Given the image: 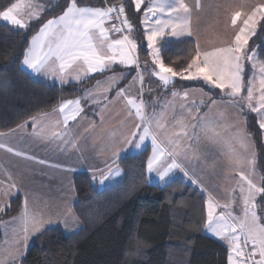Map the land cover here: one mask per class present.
Wrapping results in <instances>:
<instances>
[{"label": "snow or ice", "instance_id": "snow-or-ice-1", "mask_svg": "<svg viewBox=\"0 0 264 264\" xmlns=\"http://www.w3.org/2000/svg\"><path fill=\"white\" fill-rule=\"evenodd\" d=\"M129 2L135 12H141L142 6L145 9L142 13L145 49L154 66L150 74L165 89L174 84L177 77L186 81H200L210 89L220 90L221 96L229 99L231 106L239 111L242 112L247 107L249 112L255 113L259 128L264 130V63H258L256 49L248 48L249 40L256 36L258 26L264 27L261 24L264 22V4L256 5L249 11L239 10L245 7L243 4L234 8L228 17L234 33L233 38L221 46L202 48L200 38L192 27L194 10L200 8L199 0H194L192 6L185 0H150L147 4L145 0ZM43 11L44 6L36 0H13L6 8L0 9V20L13 28L23 30L31 22L39 20ZM113 20L117 22L112 23ZM106 23L109 27H105ZM133 31L134 27L128 19L123 2L91 7L80 6L78 0H66L62 14L47 19L38 27L37 34L31 37L22 63L33 74L54 77L61 84L72 80L79 82L90 74L114 72L113 66L117 65L135 70L137 75L133 79L141 86L138 97L129 96L125 88H116L124 77L114 74L104 83L98 81L84 98L91 103L109 101L107 94L115 88L114 99L124 102L127 115L135 121L132 128L121 137L122 145L141 150L148 141L152 152L146 165L149 173L155 172L161 181H166L173 170L179 169L193 183H198L194 175H189L186 162L202 161L206 165L204 154L200 151L201 142H223L216 122L210 116L217 102L208 96L209 112L199 116V119L197 117L204 100L199 103L191 100L188 104H181V116L172 115L171 123L168 112L147 113L143 99L139 98L144 93V74L139 70V44L131 38ZM113 34L116 37L114 39ZM165 37H195L191 41L189 62L181 71H176L164 63L158 43ZM246 62H250L251 68L258 72V97H254L257 75L253 74L247 86L245 85ZM246 87V96H242ZM171 95L189 101L187 90L182 93L172 91ZM83 111L80 99L62 102L54 109L60 119L53 123L50 138L75 147V140L69 141V123L75 121L78 124V117H81ZM44 120H47V116L33 117L34 129ZM4 136V133H0V137ZM41 139L49 137L42 136ZM231 140L243 149L239 152L232 147V143L228 145L230 171L239 178L235 181V187L229 190L230 198L226 202L221 203L211 193L208 194L203 226L207 232L226 243L228 264H264V211L258 213V209H264V185L253 179L256 156L243 122H237ZM0 149L27 160L35 159L34 156L17 151L2 141ZM118 156L119 150L113 149L112 162L104 169L96 170L99 172L100 184L120 175L119 167H113ZM38 162L45 163L44 160ZM91 178L97 180L95 172ZM3 183L0 180V185ZM16 187L9 174L7 187H0V196L10 195ZM20 219L23 227L16 234V247L9 253L13 260L23 255L31 236L42 232L47 225L54 222L51 215H45L35 208L30 209L26 195ZM55 222H62L65 228L69 227L67 218ZM0 264H4V261L0 260Z\"/></svg>", "mask_w": 264, "mask_h": 264}, {"label": "trees", "instance_id": "trees-1", "mask_svg": "<svg viewBox=\"0 0 264 264\" xmlns=\"http://www.w3.org/2000/svg\"><path fill=\"white\" fill-rule=\"evenodd\" d=\"M44 6L41 18L27 29H14L0 20V133L10 132L46 114L62 102L81 98L85 91L108 73L95 74L79 83L59 84L37 80L22 67L23 55L31 37L47 19L62 14L66 0H37ZM119 2L122 0H112ZM13 0H0V9ZM80 6H101L99 0H78ZM56 5H59L57 7ZM125 11L134 27L142 65L149 68L140 26L141 12H135L129 0ZM264 25V22H261ZM190 37L165 38L158 43L166 66L181 71L189 62ZM258 61L264 63V27L249 40ZM200 88L212 100L222 97L217 89L201 82L176 79L173 86ZM228 100V99H227ZM208 104V102L206 103ZM242 114L255 145L257 168L264 185V141L256 116ZM150 148L118 161L123 176L116 184L99 189L87 174L73 179L76 193L74 213L82 229L66 234L60 227L43 231L19 264H228V248L206 234V196L184 179L166 186L151 184L147 173ZM23 200L17 196L0 211V224L20 214ZM2 236L0 234V243Z\"/></svg>", "mask_w": 264, "mask_h": 264}, {"label": "crops", "instance_id": "crops-1", "mask_svg": "<svg viewBox=\"0 0 264 264\" xmlns=\"http://www.w3.org/2000/svg\"><path fill=\"white\" fill-rule=\"evenodd\" d=\"M223 1L224 3L221 7L222 12L219 13L220 16H218V19L217 14H213L216 10L211 7L209 1H205V3L209 4V6L206 10V13L201 17L202 20L206 21L204 23V27L200 28L196 32V25H193V29L199 37L201 35L213 34L222 37H233V31H229L232 27L230 26V23L228 24V17L233 11V9L239 8V6L243 4L245 5V7L239 8V10L249 11L255 3H258L259 1H263L262 3H264V0ZM146 2H150V0H145V3ZM185 2L191 4L192 6L194 0H185ZM199 2L201 1L199 0ZM215 6L219 7V4ZM195 10L197 11L199 10V8ZM195 14L196 13L194 11L193 19L195 18ZM220 19H223L225 22L227 21L226 25L225 23L220 24L222 27H215L213 29V25L217 24L216 20ZM105 27H109V24L106 23ZM112 38H116L115 34L112 35ZM180 38L173 39L177 40ZM190 38L195 39V37ZM22 67L26 72H28L33 78L37 80H48L61 84V82L54 77L33 74L31 70L27 69L23 65V63ZM113 67L114 72H108L105 77L101 78L98 81L104 83L108 77H111L114 74L116 76L123 75L124 78L119 81V83L116 85V88L127 89L128 95L131 94L133 90V96L137 97L138 91L141 87L139 83L134 81L133 79L137 75V72L132 68H127L123 66L117 65ZM140 71L142 72V70ZM133 73L135 74V76H133ZM92 75L95 74H90L89 76L82 78L79 82L86 80ZM79 82L72 80L62 85ZM97 82L93 86L88 88L81 98H78L81 100V104L84 109V111L81 113V117H78L79 123L77 124L75 121L69 123V141L75 140V147H71L70 143H61L60 140L53 141L50 138L53 123L56 120L60 119L59 114L54 112V110L49 113L38 116H47V120L41 121V124H38L35 129L31 120L21 125L23 127L19 126L10 132L4 133V137H0V141L13 147L15 150L21 151L29 156L35 157L34 160H27L23 157H18L14 155V153H9L4 149H0V180L4 182L3 185H0V187H7L9 174L17 185L16 189L12 191L14 194L9 198L10 201L15 197L19 196L24 202V196L26 195L29 200L30 209L35 207L37 210L42 211L45 215H51L53 219L58 220L56 214L58 211H61L62 213H68L73 211V205L75 203L73 179L75 175L80 173H88L92 177L95 172L97 180L94 181L97 183L99 178V172L96 170L104 169L107 164L112 162L113 149L119 150V156L116 158V163L113 165L114 168L117 167L118 161L122 157L136 154L135 152H132L131 147L123 146L121 139L120 142L114 145L110 143V136L112 133H117V129H126L122 127V119H124L126 124L128 125L126 129L128 131L132 128L133 124L135 123L134 118L127 115V109L125 107L124 102L122 100L118 101L114 99L116 89L114 88L111 92L107 94L111 103H109V101L103 100L100 103H91L90 100L84 98L88 91L96 86ZM143 88L144 93L140 98H143V101L146 105V112L148 108L155 109L154 111H156V113H160L162 111L168 112L169 123H171L172 115H175L176 117L181 116L182 110L180 108V105L184 104V101L178 97L175 98L171 95V93H168L171 87L168 88L169 90L166 89L167 96L164 99L162 106H159V98L155 99L154 95H152V90H156V92L158 93L159 85L149 75L144 74ZM186 90L189 91L190 100H195L197 103H199L200 100L208 102V105L204 108V110L199 111L197 119H199V116H203L204 114L208 113L210 103L207 99L208 96L202 98L199 95L200 93H197L200 92L197 90L202 91L203 89L188 88L183 89L182 91L179 90L178 93H182ZM203 92L205 91L203 90ZM154 100L156 101L155 105L153 104ZM190 100L187 101L186 104H188ZM215 101L217 103L212 109L210 116L211 119L216 122L217 131L219 132V134H222L221 137L223 138V142L220 144H211L207 141L201 142L200 151L204 154V157L206 159V165L202 161H196L193 163L186 162L189 175H194V178L198 179V183H193L191 180L188 179V177L183 174V172H181L179 169H176L173 170L172 173H170L169 177L166 178V181H161L155 172L149 173L147 171L148 178L151 184L163 187L172 182L173 180L181 178L196 187L200 192H202L206 196V198L208 197L209 193H211L221 203L226 202L230 198L229 190L235 187V181L239 177L238 175L230 171V165L228 160V145L229 143H232V147L236 151H243V149L240 148L239 144H236L231 140V134L236 130V125L238 121L243 122L244 130L247 134L248 131L246 128V121L242 112L239 111L237 108L231 106V102L229 100L216 99ZM117 112L119 113L117 114ZM184 115H186V113H184ZM118 122L121 125H118ZM41 125H43V127H41ZM59 130L65 131L64 129ZM262 133L264 135L263 131ZM42 136H48L49 139H41ZM248 139L250 140L251 147L254 150L256 156L255 175L253 176V179L255 182L262 184L261 175L257 168V153L255 145L249 134ZM115 141L117 142V135H115ZM147 147H151V144L145 143V148ZM11 155L19 161L28 164H34L40 167V169L46 173V176L52 178L56 182L54 184L55 189L53 188L51 190L45 188L44 192H42L41 187H39V184L35 181L29 182L25 180L22 176L21 179L18 180L17 172H10L7 169L4 170V168H2L3 164L8 163ZM151 155L152 152L150 153L149 158L151 157ZM40 160H44L45 163H39L38 161ZM122 176V171H120L119 176H113L112 178L105 180V182L110 180L113 181L115 179L119 181L120 179H122ZM33 179L35 178L33 177ZM0 201L8 202V199L4 198V200ZM22 212L23 209L17 217L9 219L0 224V234L2 236V241L0 243V260L4 261V264L11 263L12 258H10L9 253L12 249H9L6 253L2 252L3 248H5L3 246H5V243L6 241H8L9 236L3 233L1 226L2 224H8L7 222H18L17 224L23 227V222L20 219ZM20 226H18V228H20ZM57 226H61V224L53 223V226L51 228H55ZM36 238L37 237L31 239L32 244L34 243ZM24 255L25 251L23 255H21V257Z\"/></svg>", "mask_w": 264, "mask_h": 264}, {"label": "rangeland", "instance_id": "rangeland-1", "mask_svg": "<svg viewBox=\"0 0 264 264\" xmlns=\"http://www.w3.org/2000/svg\"><path fill=\"white\" fill-rule=\"evenodd\" d=\"M201 2H200V8H199V10H194L195 11V18L193 19V21H192V27L194 28V26L193 25H196V32L200 29V28H202V27H204V23L206 22V21H204V20H202L201 19V17L206 13V10H207V8H208V6H209V4H206L205 3V1H209V3L211 4V7H213L216 11L213 13V14H217V19H218V16H220L219 15V13L220 12H222V10H221V7H222V4L224 3V1L223 0H200ZM36 2H38V1H36ZM263 2V1H262ZM262 2H258V3H255L252 7H254V6H256V5H259V4H264V3H262ZM39 3V2H38ZM147 3H149V2H146L145 4H147ZM217 4H219V7L218 6H215V5H217ZM190 6H191V4H189ZM102 6V5H101ZM101 6H91V7H101ZM145 9H144V7L142 6V13H143V11H144ZM140 14V16H141V20H140V26H141V29H142V34H143V38H144V32H143V29H144V25L142 24V20H143V14ZM4 24H7L6 22H4L3 20H1ZM217 21V24L216 25H213V29L215 28V27H222L220 24H224L225 23V25H226V22L223 20V19H220V20H216ZM215 21V22H216ZM230 22H228V24H229ZM11 26V25H10ZM13 28V27H12ZM14 29H16V28H14ZM17 30V29H16ZM19 30H21V29H19ZM195 31V30H194ZM229 31H233L232 30V28H230V30ZM213 34V33H212ZM131 38L132 39H134V40H136L137 41V38H136V36L134 35V33L132 32L131 33ZM166 38V37H165ZM164 38V39H165ZM167 38H169V39H172V40H175V39H173L174 37H167ZM200 42H201V47L202 48H212V47H215V46H221L222 44H224V43H227L228 41H230L233 37H229V36H225V37H222V36H217V35H215V34H213V35H201L200 37ZM138 42V41H137ZM144 43H145V38H144ZM159 46V45H158ZM160 47V46H159ZM139 51H138V57H139ZM148 56H149V68H147L146 69V67H144L141 63V59H140V57H139V63H140V65H141V67H140V70H142V72L145 74V75H149L151 78H153L154 79V81L156 82V83H158V85H159V91H158V93L156 92V90H152V95H154V97H155V99L156 98H159V106H162V104H163V101H164V99L166 98V96H167V90H165L164 88H163V86H162V83L161 82H159V81H157L154 77H153V75H151L150 73L154 70V66H153V64H152V61H151V56L148 54ZM258 63H262V62H259L258 61ZM253 74H255V75H257V80H256V85H257V90L254 92V97H258L259 96V91H258V88H259V80H258V72L256 71V70H253L252 68H251V66H250V62H246L245 63V72H244V80H245V85L247 86V82H248V80H249V78L253 75ZM133 76H135V74L133 73ZM193 82H200V81H193ZM202 83V82H201ZM133 85V84H132ZM206 86V85H205ZM180 87V88H179ZM178 88H179V90L180 91H182L183 89H182V87H181V85L179 84H177L176 86H174V87H171L170 88V90H169V92L168 93H171L172 91H176V92H178L179 90H178ZM218 90V89H217ZM197 91H200V92H197V93H200L199 95L203 98V97H206V96H209V94H207V93H205V92H203V90L201 91V90H197ZM220 91V90H219ZM203 93V94H202ZM246 93H247V87L245 88V91L241 94L242 96H246ZM204 94H206V95H204ZM129 96H131V97H134L133 96V90H132V92H131V94H129ZM138 97V96H137ZM140 98V97H139ZM176 98V97H175ZM141 99V98H140ZM143 99V98H142ZM190 100V99H189ZM225 100H227V99H225ZM229 100V99H228ZM191 101V100H190ZM156 101L154 100L153 101V104L155 105L156 103H155ZM147 103H148V100H147ZM187 103V101L185 102L184 101V104H186ZM207 102H204V104L200 107V111H202V110H204V108L208 105V104H206ZM254 104H255V100H254ZM245 109H246V111H247V113H250L251 114V112H249L248 111V109H247V107H245ZM155 109H153V108H148L147 109V113H149V114H151L153 111H154ZM156 112V111H155ZM119 112H117V114H118ZM255 116H256V114L255 113H253ZM257 121H258V119H257ZM258 124H259V122H258ZM118 125H121L119 122H118ZM127 124H126V122H125V120L124 119H122V127H124V128H126L127 129ZM126 129H121V130H119V129H117V133H112L111 134V136H110V143L111 144H116V143H118V142H120V139H121V137L125 134V133H127L128 132V130H126ZM263 132H264V130H262ZM117 135V142L115 141V135ZM220 136H222V134H220ZM263 141H264V135H263ZM146 144L147 143H149L150 144V142H148V141H146L145 142ZM149 148H151V147H149ZM146 148H145V145L142 147V149L141 150H133V149H131L132 150V152H135L136 154H140L141 152H143L144 150H145ZM151 150V149H150ZM150 153H151V151H150ZM211 156V155H210ZM6 158V157H5ZM5 158H4V160H5ZM118 166V165H117ZM119 167V166H118ZM2 168H4V170L5 169H7V170H9L10 172H17V179L18 180H20L21 179V176L25 179V180H27V181H29V182H36V183H38L39 184V187H41V191L42 192H44V190H45V188L47 189H55V181L52 179V178H49L48 176H46V173L45 172H43L41 169H40V167H38V166H36V165H34V164H28V163H24V162H22V161H19V160H17V159H15V157L14 156H12L11 155V157H10V159H9V161H8V163L6 164V163H4L3 164V167ZM119 169L121 170V168L119 167ZM122 171V170H121ZM88 174V173H87ZM123 174V173H122ZM53 175H54V173H53ZM89 175V174H88ZM50 176V175H49ZM76 176V175H75ZM90 176V175H89ZM33 177L35 178V179H33ZM91 177V176H90ZM181 179V178H180ZM121 180V179H120ZM119 180V181H120ZM119 181H117V179H115V180H110V181H106V182H104L103 184H100L99 182H97V186H98V188L99 189H104V188H107V187H109V186H111V185H113V184H116L117 182H119ZM261 182H262V178H261ZM73 189H74V187H73ZM74 192H75V189H74ZM14 193L13 192H11V194L10 195H8V196H0V200H4V198L5 199H8V202H6V201H0V207H2V208H6V207H8V205H9V203H10V197L13 195ZM238 194V193H237ZM75 202H76V193H75ZM75 204V203H74ZM35 208V207H34ZM73 208H74V205H73ZM23 209V208H22ZM36 209V208H35ZM206 211H207V209H206ZM236 211H238V208H236ZM261 211H264V209H258V213L259 212H261ZM42 212V211H41ZM21 213V212H20ZM57 217H58V220L57 219H53L54 220V224H56V223H59V224H61V226H57V227H60L66 234H73V233H76V232H78L80 229H82V225H81V223L79 222V220L77 219V217L75 216V213H74V210L73 211H71V212H68V213H65V212H61V211H58L57 213ZM17 217V216H16ZM15 218V217H14ZM65 218H67V220H68V223H69V227L68 228H65L64 227V225H63V223L62 222H55V221H62L63 219H65ZM12 219V218H11ZM5 222V221H4ZM8 224H2V226H1V228H2V230H3V233H5L7 236H9V239H8V241H6V243H5V246H3V247H5V248H3V250H2V252L3 253H6L9 249H14L15 247H16V244H15V238H16V234L17 233H19V231H20V229L22 228L20 225H18L17 223L18 222H7ZM53 223L52 224H50V225H47L46 226V228L43 230V231H45L47 228L49 229V228H51L52 226H53ZM16 224V225H15ZM18 226H20V228H18ZM56 228V227H55ZM42 231V232H43ZM206 231V230H205ZM9 232V233H8ZM42 232H40V233H36V234H34L33 236H31L30 238H29V240H28V242H27V247H26V249H25V255L24 256H19L17 259H15V260H13L12 259V261H11V263L10 264H19L21 261H22V259L24 258H26V256H27V254H28V252H29V249L31 248V246L33 245L32 243H31V239L32 238H34V237H38ZM206 234L208 235V236H210V237H212V238H214L215 240H217V241H219V242H221V243H223V244H225V246L227 247V245H226V243L225 242H223V241H221V240H219L217 237H215V236H213L211 233H209V232H207L206 231ZM32 244V245H31Z\"/></svg>", "mask_w": 264, "mask_h": 264}, {"label": "built area", "instance_id": "built-area-1", "mask_svg": "<svg viewBox=\"0 0 264 264\" xmlns=\"http://www.w3.org/2000/svg\"><path fill=\"white\" fill-rule=\"evenodd\" d=\"M101 3H102V6L106 5V4H109V3H112V4H119L121 2H123L125 4L126 0H122V1H119V2H113L112 0H99ZM154 19V18H153ZM117 21L113 20L112 23H116ZM126 34V33H125Z\"/></svg>", "mask_w": 264, "mask_h": 264}, {"label": "water", "instance_id": "water-1", "mask_svg": "<svg viewBox=\"0 0 264 264\" xmlns=\"http://www.w3.org/2000/svg\"><path fill=\"white\" fill-rule=\"evenodd\" d=\"M153 77H154V78H155V79L158 81V79H157V78H156L154 75H153ZM175 82H176V81H175ZM174 84H175V83H174ZM174 84H172V85H169V86H168V88H170V87H171V86H173ZM162 86H163V84H162ZM163 88L165 89V87H164V86H163ZM168 88H167V89H168ZM165 90H166V89H165Z\"/></svg>", "mask_w": 264, "mask_h": 264}]
</instances>
